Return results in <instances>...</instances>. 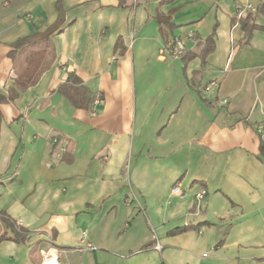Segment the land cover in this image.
Wrapping results in <instances>:
<instances>
[{"label":"crops","instance_id":"crops-1","mask_svg":"<svg viewBox=\"0 0 264 264\" xmlns=\"http://www.w3.org/2000/svg\"><path fill=\"white\" fill-rule=\"evenodd\" d=\"M260 146L264 0H0V264H264Z\"/></svg>","mask_w":264,"mask_h":264},{"label":"trees","instance_id":"trees-1","mask_svg":"<svg viewBox=\"0 0 264 264\" xmlns=\"http://www.w3.org/2000/svg\"><path fill=\"white\" fill-rule=\"evenodd\" d=\"M171 0H161V2H169ZM155 18L158 22L159 25V30L160 33L162 34V36H164V38L166 39V46L168 48V50L170 52H173V47H174V39H172L171 41L167 40V34L169 33V31H171L173 29V25L170 22L169 16L168 15H164L161 12L157 11L155 13ZM240 26L241 28L246 31L247 36L250 35V32L256 28V25L253 23V16L251 13H247L246 15H244L240 20H239ZM33 38H35V34L33 36H30L28 38L23 39L22 41H28V40H33ZM212 43H210L209 41H207L206 46L204 47V49L201 52V58L204 60V57L211 51L212 49ZM193 57L192 54H185L182 57V61L183 64L185 65L186 62L191 59ZM202 60V63H203ZM191 80V79H190ZM60 89L62 90V92H64L66 94V96L75 104L80 105L82 102H84L83 104L90 110L93 101L95 100L96 97H99L100 100H102V96L98 95V94H91L89 93V91L84 88L82 86V84L80 83V80L78 78H76V76L72 73H69L67 76L66 81L64 82L63 85L60 86ZM260 150L262 153V156L264 157V147L260 146ZM6 223H8L9 225H13L14 223H9L8 221H6ZM189 228V226H183L180 228H177L176 230H174V232H181V231H185ZM13 236L12 238L14 240L17 241H23L26 238V233L23 229H18L13 227Z\"/></svg>","mask_w":264,"mask_h":264},{"label":"built area","instance_id":"built-area-1","mask_svg":"<svg viewBox=\"0 0 264 264\" xmlns=\"http://www.w3.org/2000/svg\"><path fill=\"white\" fill-rule=\"evenodd\" d=\"M246 8H251V5H247L245 7H237V12L236 14L238 16H240V14L246 9ZM174 47H173V54H180L181 52H183L184 50V45L183 43L179 40V39H174ZM214 85V84H211ZM211 85H208L205 87L206 91H209V89L211 88ZM100 101L99 97H96L95 100L92 103V106H94L95 104H97ZM172 193H180V190L178 188L177 185H174L172 187ZM203 196V192H201L200 194H197L198 198H201ZM17 223H20L19 221ZM40 264H59L57 262V256L55 254H45L41 260Z\"/></svg>","mask_w":264,"mask_h":264}]
</instances>
